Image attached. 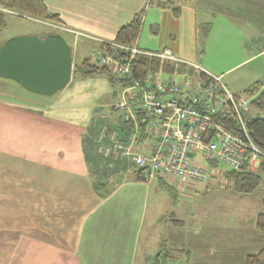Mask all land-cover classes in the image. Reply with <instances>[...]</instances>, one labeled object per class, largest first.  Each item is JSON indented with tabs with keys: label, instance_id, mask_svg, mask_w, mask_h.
Wrapping results in <instances>:
<instances>
[{
	"label": "crops",
	"instance_id": "1",
	"mask_svg": "<svg viewBox=\"0 0 264 264\" xmlns=\"http://www.w3.org/2000/svg\"><path fill=\"white\" fill-rule=\"evenodd\" d=\"M43 1L61 22L42 24L73 39L75 45L79 37L91 41L94 51L88 50L86 57L90 58L100 49L101 42L114 41L118 30L145 11L143 7L152 0ZM169 1L180 0L161 3ZM183 2L186 4L176 20L167 15V10H148L141 32L145 30L147 15L154 14L152 29L158 25L156 16L165 15L169 32L180 28L196 33L197 11L189 6V0ZM137 45L149 51L169 48L185 61L195 57L180 45L168 47L167 43L150 41H137ZM201 60L189 62L204 69ZM242 62L222 71L214 67V71L222 77ZM73 64L77 63L73 60ZM114 87L106 75L96 74L87 79L72 78L55 96L46 97L17 89L13 80L0 77V184H5L0 201L8 202H0V257L9 258L0 264H13L11 259L17 264H176L177 256L172 257L173 251L166 247L161 249L160 240L140 249L146 241H141L143 217L139 206V212L117 209L124 203L123 197L131 200L126 189L132 186L136 190L142 183L131 176L129 181L120 183L119 176L114 177L116 186L107 196L100 195L93 185L97 173H91L88 164L92 163L93 168L97 163L105 164L103 158L97 157L100 153L95 140L100 129L94 123V115L100 103L110 100L111 95L119 97L121 90L116 94ZM238 89L234 88V92ZM119 164L123 168L129 165L126 161ZM164 222L167 226V221L157 225ZM243 222L239 233L255 247L248 255L256 254L264 246L253 241H264V234L256 230L253 220ZM241 235L238 234L242 238ZM15 242L17 250H13Z\"/></svg>",
	"mask_w": 264,
	"mask_h": 264
},
{
	"label": "rangeland",
	"instance_id": "2",
	"mask_svg": "<svg viewBox=\"0 0 264 264\" xmlns=\"http://www.w3.org/2000/svg\"><path fill=\"white\" fill-rule=\"evenodd\" d=\"M185 4L180 0L163 6L161 0H152L143 8L145 13L152 8L167 10V15H171L170 18L176 20L180 14L175 16L173 8L177 6L182 8ZM188 4L197 11L196 20L199 24L196 33L192 29L183 32L180 28L169 32V21L165 19V15L156 16L159 18L156 22L158 25L152 29L151 20L155 15L148 14L145 30L140 32L138 37L139 43L150 41L159 45L167 43L168 45L165 46L168 47L184 46L187 52L192 51L195 54L192 59L185 58L188 63H198V60L202 59L200 66L216 76L220 73H216L214 67L222 71L243 61L220 77L222 83L232 92L234 88L239 87L240 89L234 92L239 96H243L244 91L254 83L264 80V53H261L264 50V0H189ZM5 18L7 26L0 34L2 41L19 35H37L43 31L54 32V29L47 25L12 13L7 12ZM65 39L71 47L73 60L77 64H80L93 50L92 42L86 38L79 37L80 40L76 45L73 39H69L66 35ZM161 50L163 49L154 51ZM164 75L171 77L169 74ZM14 85L17 89L23 88L16 82ZM120 87L121 85L117 83L113 91H119ZM111 96L110 100L100 103L95 111L97 113L94 115V123L100 129L97 141L95 140L96 148L99 144L98 139L102 136L101 128L104 126L108 130H116L122 138L120 126H124L125 123L122 118L123 113L112 108L117 98ZM257 116L264 118V109L251 106L250 112L245 114L248 119ZM100 145L113 147L114 142L104 137ZM44 155L41 156L44 158ZM115 161V168L103 164L93 168L90 163L88 167L91 171H89L97 173L100 178L104 177V180L111 184V188H115L116 181L113 178L117 176L120 183L129 181L131 179L128 178L129 176L136 182L142 183L136 190L129 186L132 190L127 188L126 191L131 200L123 197L124 203L120 207L117 205V209L128 212L134 210L139 212V208L141 209L143 217L141 241L146 243L143 242L140 249L160 240L161 249L166 247L173 251L172 257L177 256L174 259L176 264H245L248 254L255 247L249 245L251 241L244 238L239 233V229L243 227V221L255 222L258 214L264 212L262 204L264 174L260 173L262 183L259 188L253 195H247L231 189L223 174V170L228 169L226 166L218 165V169L215 170L216 168L209 161L202 160V163L210 167L213 172L204 190L181 184L166 187L157 178L147 182L139 181L134 178L138 166L130 157H120ZM122 161L128 162L129 165L123 168L119 164ZM117 172L125 176L118 175ZM4 188L5 184H0V192ZM0 202L8 204L5 200ZM11 211L16 214L14 209ZM131 216L134 217L133 214ZM163 221H167V226L166 222L162 226L157 225ZM214 225L216 226L213 227ZM6 238L9 240L8 236H5ZM10 238L14 237L10 236ZM2 242L0 238L1 250ZM253 242L255 245L264 246V241L260 238ZM17 249L18 242H15L13 250ZM8 259L0 257V262L4 263ZM11 262L17 264L16 260L11 259Z\"/></svg>",
	"mask_w": 264,
	"mask_h": 264
},
{
	"label": "built area",
	"instance_id": "3",
	"mask_svg": "<svg viewBox=\"0 0 264 264\" xmlns=\"http://www.w3.org/2000/svg\"><path fill=\"white\" fill-rule=\"evenodd\" d=\"M107 43L125 49L131 57H114L108 50L99 49L91 55L90 63L112 68L132 83L121 90L112 104L114 110L122 111L132 133L130 140L123 142L116 130L102 127L98 142L108 137L114 145H100L101 153L114 159L130 157L142 170L145 181L157 178L170 185L200 190L207 187L213 175L202 160L228 169H239L248 161L251 170L258 169L264 153L251 139L244 118L250 110V99L237 97L220 77L178 58L169 48L149 51L137 44L124 47ZM135 54L184 63L200 69L213 80L207 82L187 73L171 77L160 73L142 83L134 78ZM230 117L237 118L238 130L231 127ZM141 124L147 129L144 137L139 131Z\"/></svg>",
	"mask_w": 264,
	"mask_h": 264
},
{
	"label": "trees",
	"instance_id": "4",
	"mask_svg": "<svg viewBox=\"0 0 264 264\" xmlns=\"http://www.w3.org/2000/svg\"><path fill=\"white\" fill-rule=\"evenodd\" d=\"M168 3H175V1L164 2L163 6H167ZM174 15L178 16L181 11V7L177 6L173 8ZM12 13L18 15L22 18H28L35 20L39 23H55L59 24L61 21L59 16L51 13L47 8L45 2L43 0H0V34L6 28V13ZM145 11H141L137 13L133 19L122 26L115 37V40L112 43L119 44L124 47H132L137 44L139 34L141 32V28L143 25ZM54 32L60 33L56 30ZM50 31H43L37 34L39 37L44 38ZM61 34V33H60ZM5 42L0 39V46ZM138 46V45H137ZM100 49H106L109 51L111 55L114 57H131V53L126 51L121 47H112L107 42H101ZM141 49V48H140ZM143 50V49H142ZM151 51V50H150ZM133 68H134V78L135 80H139L142 83L149 79H153L158 77L160 73L176 75V74H184L187 73L192 77H199L204 81H212L213 79L208 76L205 72L200 69H194L193 67H189L187 64L175 62L171 60H161L160 58L151 57L144 54H135L133 58ZM96 74H103L108 77L110 82L114 85L117 83L121 85V89L127 87L132 84L128 78L120 76L114 69L112 68H100L94 66L90 63V58H85L80 64H74L73 67V79H87L95 76ZM118 91H116V94ZM120 94V93H119ZM237 97H245L250 99V106H257L259 108L264 109V85L262 82H256L250 88L244 91L243 96L236 95ZM255 96V97H254ZM249 112V111H248ZM246 114V113H245ZM245 118L247 130L251 136V139L256 144V146L264 153V118L253 117V118ZM231 127L238 130L240 124L236 117H230ZM121 129V137L119 138L126 142L131 138V128L124 123V126H120ZM142 137L147 132L146 126L141 124L140 130ZM100 143L97 146L98 154L97 157L103 158L105 160V164L110 168H115L117 159L112 157H106L103 153L99 151ZM96 155V154H95ZM102 156V157H101ZM92 164V163H91ZM213 167L217 168L218 165L216 163H212ZM101 165L97 163L96 167ZM92 166H94L92 164ZM218 169V168H217ZM115 169H113L114 171ZM264 174V158L256 170H251L249 168L248 161L245 162L239 169H224L223 174L226 177L231 189L237 193L241 194H252L254 193L262 183V176ZM136 179L145 181L144 174L141 169L136 170ZM163 186L173 187V185L167 184L163 181H160ZM93 185L97 192H99L102 196H107L112 188L110 184L100 178L97 174V177L94 179ZM262 204L264 205V196L262 198ZM255 228L258 232L264 234V212L259 213L256 221ZM245 264H264V248L260 250L256 254L248 255L246 258Z\"/></svg>",
	"mask_w": 264,
	"mask_h": 264
},
{
	"label": "water",
	"instance_id": "5",
	"mask_svg": "<svg viewBox=\"0 0 264 264\" xmlns=\"http://www.w3.org/2000/svg\"><path fill=\"white\" fill-rule=\"evenodd\" d=\"M73 67L71 47L57 32L44 38L19 35L0 46V77L37 95L48 97L64 89L72 80Z\"/></svg>",
	"mask_w": 264,
	"mask_h": 264
}]
</instances>
